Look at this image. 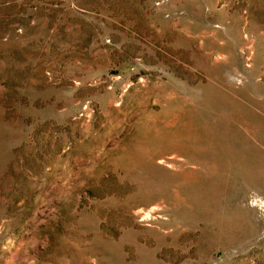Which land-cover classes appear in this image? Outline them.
I'll list each match as a JSON object with an SVG mask.
<instances>
[{
  "label": "rangeland",
  "instance_id": "1",
  "mask_svg": "<svg viewBox=\"0 0 264 264\" xmlns=\"http://www.w3.org/2000/svg\"><path fill=\"white\" fill-rule=\"evenodd\" d=\"M0 264H264V0H0Z\"/></svg>",
  "mask_w": 264,
  "mask_h": 264
}]
</instances>
